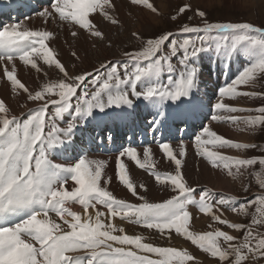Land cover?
Listing matches in <instances>:
<instances>
[{"label":"snow or ice","instance_id":"1","mask_svg":"<svg viewBox=\"0 0 264 264\" xmlns=\"http://www.w3.org/2000/svg\"><path fill=\"white\" fill-rule=\"evenodd\" d=\"M130 2L156 16L162 15L151 0ZM233 7L242 5L236 0ZM115 11L114 0H52L50 8L39 16L46 23L71 25L73 38L86 32L103 41L105 33L94 22L93 14L118 25L121 21ZM189 11L200 22L179 26L178 33L188 34V38L173 40L172 31L150 37L133 31L131 35L142 41V47L123 52V61L101 62L95 75L68 70L47 43L54 39L53 32L32 30L19 23L0 26V78L7 82L13 96L26 97L21 107L27 108L21 114L26 118L21 119L0 98V264H199L198 257L186 248L160 246L145 242L140 234H128L114 223L117 218L155 230L169 240L175 233L206 253L215 264L264 260V232L255 231L264 227L261 145L226 138L211 127H203L195 136L197 155L211 169L233 181L255 176L261 191L252 201L243 202L236 196L221 194L217 198L207 185L190 182L184 171L187 149L183 143L176 148L170 142L159 144L164 158L174 164L173 171L167 173L155 170L150 147L144 149L143 159L136 148H122L116 158L115 179L135 197L137 202L133 203L109 190L113 176L105 172L107 162L82 154L73 138L78 128L76 121L103 120L110 115L109 109L116 118L127 120L140 103L154 116L152 125L160 126L173 116L178 118L183 114L182 106L191 100L193 89L198 87L200 72L196 61L203 62L213 51L223 56L243 54L249 63L227 86L219 89L220 99L212 105L215 114L211 119L242 125L239 128L242 132H264V105L253 110L224 102L225 97L264 98V93L240 90L264 79V25L211 21L208 12L194 8L190 2L176 9L170 20L177 22ZM165 48L167 54L158 55ZM71 55L79 59L75 51ZM177 55L179 67H173L172 58ZM17 60L37 73L43 71L37 62L42 60L44 65L54 66L60 78L30 90L18 78ZM165 66L168 73H177L176 78L169 77L166 85L160 81ZM80 89L83 91L79 92ZM28 102L37 106L28 108ZM50 108L54 109L51 114ZM117 109L120 111L115 112ZM252 111L259 115H222ZM65 114H70V121L66 127H60L58 120L69 119ZM224 150H232V154ZM53 154L62 162L49 159ZM125 157L149 172L168 195L160 200L149 199V188L134 182ZM242 189L251 190L248 185H242ZM72 204L80 205L81 211L72 210ZM190 206L210 218L212 223L208 227L212 231L191 230L195 217ZM225 209L248 218L249 222L228 219Z\"/></svg>","mask_w":264,"mask_h":264},{"label":"rangeland","instance_id":"2","mask_svg":"<svg viewBox=\"0 0 264 264\" xmlns=\"http://www.w3.org/2000/svg\"><path fill=\"white\" fill-rule=\"evenodd\" d=\"M2 1L3 0H0V4ZM168 1H169L168 4H165L164 2H161L160 0H155V1L151 0V2L154 3V5L159 9L160 13H162L161 16H156L153 13H151L148 9L142 6L132 5L130 0H114L116 4V11L114 14L121 21L120 24L112 25L111 23L104 21L98 14H93L95 18L94 22L98 24L99 28L102 29L103 32L105 33L106 39L103 41L90 37L86 32H81L78 38H73L70 35L71 25H66V24L56 22L54 26V36L58 40L56 41V45L53 44L55 45L54 47H51L52 45L51 46L49 45V47L53 49L54 55H56V57L60 59L63 64L66 65V67L68 68L70 72H73L74 74L79 73V71L81 72L82 68L86 66V64H93L95 67L89 69L87 72H92L93 75H95V69L99 68L101 62H106L107 60H116V59H120L121 61H123L124 60V57L122 55L123 52L139 50L142 47V41L134 38L131 35L133 31L142 32L145 37H150V36L156 35L163 31H172L173 40L188 38V34L178 33L179 26H181L184 23H188L189 25L198 24L200 22V18L193 17V13L189 11L185 16L179 17L177 22H172L170 20V16L175 14L176 9H178L184 3L190 2L194 8L199 7L201 10H205L206 12L209 13L208 18L211 21H234V22H245L246 21V22H252L253 24L257 26L264 25V0H247L248 2L247 1L244 2V0H240V3H242V7L240 8H234L233 4H225L222 1L220 2L216 0H168ZM48 25L49 27H52L50 23H48ZM191 37L195 38V34H191ZM47 43L49 44V41ZM109 44L111 45L110 47L108 46ZM73 51L77 53L79 59H74L72 57L71 53ZM166 54H167V48H165L163 52L159 53L158 55H166ZM104 56H107L108 58L104 59ZM235 56L237 59H240L241 61H243L241 55L235 54ZM174 58H172V65L173 67H177L178 63L177 62L173 63ZM178 58H180L179 55H178ZM37 62L43 68V71L41 73H37L34 70L31 72V74L25 75L27 80L25 79L24 76L23 77L20 76V78H22L21 81L25 83V85L28 86L30 90H37L38 87L43 82H46L48 80L58 79L60 78V75H61L58 73V70L54 68V66L50 67L48 65H44L42 60H38ZM129 63L131 64L132 62H129ZM144 63H147V62H144ZM247 63H249V61ZM247 63H246V66L248 65ZM74 64H75V68H73ZM217 64H218L217 67H220L221 64L224 65L225 63L224 62L221 63L220 61V63H217ZM27 67L29 70H32L30 68V65ZM166 68L167 66H165V71L162 73L160 77V81L164 83L165 85L167 84L169 77L174 78V76L176 75V72L168 73ZM221 68H223V66ZM203 70L204 69H202V71ZM199 71H200V68H199ZM219 71L221 72L222 70L219 69ZM233 71L231 70L232 80L240 72L239 71L236 73V71L234 72ZM44 72H47L49 77L44 76ZM206 74L208 75L207 81H202L203 80L202 78H200L201 80L198 78L199 81L197 82H198V85L204 86V93L202 94V98H207L206 102H208V106H209L208 111H210L211 109L210 106L216 103L214 100L210 102L209 95L208 94L206 95V91H208L209 94L210 93L212 94L214 90L213 86L212 87L209 86L211 90L208 87L206 89V86L212 82L211 78L209 77V74L211 75L210 67H209V74L208 73ZM219 79H220V76H218L217 81ZM33 83H34V86H31ZM218 83L219 82H217V84ZM139 87L140 85L138 84V89ZM78 91L82 92L83 89H80ZM244 91H255L258 93H264V79H258L254 85L245 87ZM227 98H228V101L224 99L225 103H228V104L230 103L232 104V106L238 107V108L242 107V108L254 110L258 108L259 106L264 105V98H261L260 96L258 97L238 96L235 98H229V97ZM218 99H220L219 96L217 100ZM75 103H76L75 98H73V104L75 105ZM36 106L37 105L35 104L34 106H31L29 108H34ZM140 108H142V112L145 113L144 103L139 104V109ZM212 110L214 109L212 108ZM26 112H27V109L25 111H22L20 114H18V116H21V119H24L26 118V116L21 115V114L26 113ZM52 112H54V109L50 108L49 113L51 114ZM65 115L69 116V119H66L63 122L58 120L57 122L60 127H66L67 123L70 121V114H65ZM222 115L224 117H227L230 115L245 117L248 115H253V116L259 115V113L256 111H252V112L223 113ZM76 123L79 125L80 123H82V121L78 120L76 121ZM215 125L222 126V128H224V130L217 132V133L225 136L226 138L228 137L226 136V134L228 135V133L230 132L232 133V136L230 135L228 138H231V139L233 138L234 140H237L240 142H254L264 147V132H261V131H256V132H251V133L242 132L239 130V128L242 127V125H240L239 127L236 124H233L232 122L227 121V120H220ZM187 144L190 147H192V149H190L191 153H188L187 156L185 157L186 161L184 163V166L186 167L188 166L187 168H190V169H187L184 167V171L186 175L190 176V177H187L190 182H192L193 176L197 174V179H198L197 182L199 183V185H205V183L202 182L203 179L199 175L201 174L199 171H201L200 169H202L204 165V169L206 167V169L209 170L210 174L212 173H213L212 175L218 174L220 178H223L222 180L224 182L222 183L225 184L224 186L227 185L229 187L227 189L231 191V194H232L231 196L238 197V199L241 202L245 200L252 201L255 198V195L261 191L256 186L258 181H256L254 175L252 177L245 176L242 180L237 179L233 181L231 178H228L225 175H222L219 172H216L217 170H213V169L211 170V167L204 159L203 161H201L202 158H200V156L197 155V152H196L195 142L187 143ZM224 151L228 152V154H232V150H224ZM139 153L141 157L142 153L141 152ZM51 157L52 155L49 157V159H51ZM188 160L190 162H188ZM188 163L189 165H187ZM131 164L138 171L144 174L146 177L154 179L149 174V172L138 168L133 162ZM155 170L161 173H167V171H169L167 169L162 171V169L158 168L156 165H155ZM188 170H190L189 173H188ZM242 185H248L251 188V190L248 192H244L242 189ZM148 186L156 188V189L161 188V186L155 182L149 183ZM128 195L130 196V199L129 200L127 199L128 201L133 202V203L137 202L135 197H132L129 192H128ZM147 195L149 199L151 200L157 199L154 193H147ZM73 205L74 204H72L71 206ZM75 206H77V208H79L78 210L81 211L80 205L78 207V204H75ZM250 211H254V209H250ZM229 213L231 215L232 212L230 210L225 209V216L228 219L233 220L231 217L233 214L230 216ZM53 218L55 217L53 216ZM55 219H57V222H60L58 218H55ZM117 221L119 223H125V221H121L119 218H117ZM234 221H239V222H244V223L249 222L248 218H245L243 216H239V217L236 216ZM127 223L128 222H126L125 224L128 227H124L122 225H119L118 223L116 225L125 228L128 234L142 235L145 238V242L154 243L160 246H174L177 248H186L191 253H193L194 255L198 257L199 264H215V261L211 259L210 257H208L206 253L202 252L200 249L193 246L190 241H187L183 237L177 236L175 233L172 234V239L169 240L167 239L166 235L162 236L161 234L157 233L155 230H149L139 225H131L130 223L127 225ZM190 228L192 231L197 232V233H202L205 231L213 230L212 228H209L208 225L204 227L195 226L193 222H191ZM223 230L230 231L227 228H224ZM255 231L264 232V227L256 228ZM233 234H236V233H233ZM249 264H264V260H261L259 262L250 261Z\"/></svg>","mask_w":264,"mask_h":264},{"label":"bare ground","instance_id":"3","mask_svg":"<svg viewBox=\"0 0 264 264\" xmlns=\"http://www.w3.org/2000/svg\"><path fill=\"white\" fill-rule=\"evenodd\" d=\"M153 1H155V0H153ZM160 1L164 2L165 4H168V2H169L168 0H160ZM216 1H220V2L222 1L225 4H234V2H236V0H216ZM245 1H247V0H244V2ZM9 2H11V0H8L3 6H1V8L5 9L10 4H12V3H9ZM239 3H240V0H239ZM240 4L242 5V3H240ZM48 8H50V7H48ZM48 8H43L42 11L45 10V9H48ZM18 23L21 24L22 26H26V27H28V28H30L32 30H48V31H51V32L54 33V26H55L56 22L54 21V22L50 23L52 27H49L48 23L45 22L44 18L39 16V14H38V15H35L33 17L20 20ZM63 33H65V32H63ZM57 40L58 39L55 38V36H54V39L49 41V45L50 46L52 45L51 47H54L56 45V41ZM53 44H55V45H53ZM241 56H242V60L243 61H241L240 59H237L235 54H234V56L233 55H231V56H223V55H218L217 53H215L213 51L212 53H210L209 55L204 57L203 62L197 61L198 64L200 65L199 79L202 78L203 79L202 81H207L208 80V78H207L208 75L206 73L209 74V67H210L211 75L209 74V77L211 78L212 82L209 85L206 86V89H207V87L210 89V87H212V86H213L214 90L216 89L215 91L213 90V93H212V94H214L213 100L215 102H217V98L219 96V92H218L219 89L221 87L227 86V84L231 82V80H232V78H231V70L232 71L234 70L237 73L239 71H242V69L246 66V63L248 62V59L243 54H241ZM107 58H108L107 56H104V59H107ZM233 59H235V60H233ZM220 61H221V63L224 62L225 64L224 65L221 64L220 67H217L218 66L217 63H220ZM16 63H17V75H18V78H20V76H22V77L24 76L25 77L26 74H31V72L34 71V70H29L28 67L24 66L22 64V62H20L19 60H17ZM222 66H223L224 69L221 68ZM94 67L95 66L93 64H86V66H84L81 71H84V70L88 71L89 69L94 68ZM202 69H204V70L202 71ZM219 69L222 70V71L220 72ZM47 76L49 77V75H47ZM218 76H220V79L217 81ZM20 79H22V78H20ZM25 79H26V77H25ZM25 79H24V81H25ZM199 79H198V81H199ZM217 82H219L220 84L219 83L217 84ZM31 86H34V83ZM244 88L245 87L241 88L240 90L244 91ZM35 89H36V87H35ZM207 94L210 96L211 93L209 94L208 91H206V95ZM201 97H202V95H201ZM0 98L5 99L6 102L8 104H10L14 114L18 115L22 111H25L27 109V108L21 107V105L25 103L26 97L23 94L18 96V97L17 96H13L10 93V88H9L7 82L4 79H2V78H0ZM203 99H204V101L202 103H200V104L197 103L196 101H194V104H193L194 108H192L190 110V112L188 111V113H187V114L196 113L197 114V119L199 120L200 123H201V119L204 120V118L206 117L207 111L209 110L208 102H206L207 98H203ZM224 99L228 101L227 97H225ZM34 105H35V103L28 102L27 106L29 108V107L34 106ZM229 105L232 106V104H230V103H229ZM184 113H186V112H183V114ZM217 122L218 121L213 120L212 122L207 124L206 127H211L216 132H220V131L224 130V128H222V126H218V125L216 126L215 125V124H217ZM232 129H234V128H232ZM230 135L232 136V133H230V132L228 133V135L226 134V136H228V137ZM180 143H183L186 146L187 154L191 153L190 149H192V147H190L187 144V142H178L176 144H173L172 146L174 148H176V147L179 146ZM150 148L152 150L153 160H154L155 165L158 168L162 169V171L166 170V169L169 170V171H172L173 168H174V166H173L174 164L164 158V156L160 153L161 152L160 148H156V147H150ZM144 149L145 148L137 150L138 152L142 153L141 154V159H143V151H144ZM187 154H186V156H187ZM87 157L90 158V159L105 160L107 162V167L105 169V172L107 173V175L113 176V180H112L111 184L109 185V190H111L114 193V195H116L118 198H124V199H128L129 200L130 196L128 195L127 190L122 185H120L119 182L115 179V164H116L117 155H115V156L88 155ZM123 159H124V162L129 166L130 175H131L132 179L134 180V182H136L137 184H140V183L145 184L149 188V192L148 193H154L156 195L157 199H155V200H160L162 198H165L168 195V193L164 192L161 188H157L156 189V188L150 187L151 184H150V186H148L149 183H152V182L154 183L155 180L152 179V178L146 177L144 174H142L140 171H138L131 164L132 162H130V160H128L126 157L123 158ZM185 161L186 160L184 158V163H185ZM201 161H203V159ZM188 162H190V161L188 160ZM187 165H189V163ZM184 167L187 168L188 166L187 167L184 166ZM187 169H190V168H187ZM200 170L201 171H199V172L201 174H199V175L203 179L202 182L205 183V185H207L208 187L212 188L215 191V193L217 194V198H219V196L221 194H223L226 197L232 195L231 191L227 189L229 187L227 185L224 186L225 184L222 183V182H224L222 180L223 178H220L218 176V174H214V175H212L213 173L210 174L209 170H207L206 167L204 169V165H203L202 169H200ZM169 171H167V172H169ZM189 171L190 170H188V173H189ZM216 172H218V170ZM187 177H190V176L187 175ZM192 179H193L192 180L193 183H197V180H198L197 179V174L195 176H193ZM66 187H68V189L70 190V185H68ZM71 207H72V210H74V211H80V210H78L79 208H77V206H75V204L73 206H71ZM190 211L193 213V215L195 217V219L192 221L195 226L204 227V226H207V225H209L211 223L210 218L200 214L199 212H197L195 206H190ZM232 214L233 213H231V215ZM229 215H230V213H229ZM231 217H232V219L234 221L236 215L233 214ZM118 221L116 219L114 221V223L115 224L118 223L119 225H122L124 227H128V226H126L125 223H119Z\"/></svg>","mask_w":264,"mask_h":264}]
</instances>
